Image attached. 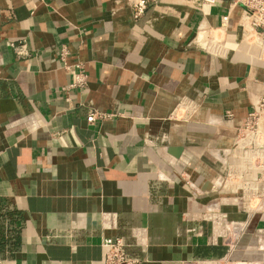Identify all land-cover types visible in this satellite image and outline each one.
<instances>
[{
    "label": "crops",
    "instance_id": "obj_1",
    "mask_svg": "<svg viewBox=\"0 0 264 264\" xmlns=\"http://www.w3.org/2000/svg\"><path fill=\"white\" fill-rule=\"evenodd\" d=\"M135 1L0 0V264H102L107 238L143 264H264V214L218 182L264 97L245 9L157 0L136 20Z\"/></svg>",
    "mask_w": 264,
    "mask_h": 264
},
{
    "label": "built area",
    "instance_id": "obj_2",
    "mask_svg": "<svg viewBox=\"0 0 264 264\" xmlns=\"http://www.w3.org/2000/svg\"><path fill=\"white\" fill-rule=\"evenodd\" d=\"M155 1L157 0H136L133 3L134 18L140 19ZM217 2L218 0H203L204 4L210 5ZM238 5L243 6L246 12L243 23L244 40L251 46L258 47L261 57L264 58V0H237L235 6ZM229 19V15L222 18L221 30L227 29ZM206 50L215 55H222L225 48L222 41L211 36L207 39ZM58 53L66 69L73 74L70 88L85 89L88 76L83 65H68L69 50L65 46ZM198 109L195 104H185L180 108L178 115L183 119H191ZM104 117L93 113L88 117V122L94 123L98 118ZM218 182L225 192L236 195L237 205L249 218L264 214V97L254 105L253 111L239 126L235 147L228 158L227 173L223 178H219ZM102 247L105 252L102 264H143L139 259L128 255L127 244L122 238H107Z\"/></svg>",
    "mask_w": 264,
    "mask_h": 264
}]
</instances>
